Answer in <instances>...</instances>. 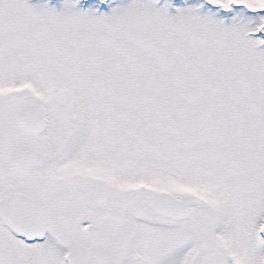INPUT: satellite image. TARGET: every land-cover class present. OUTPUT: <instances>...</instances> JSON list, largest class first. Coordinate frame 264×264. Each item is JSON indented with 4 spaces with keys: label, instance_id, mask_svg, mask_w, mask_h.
Here are the masks:
<instances>
[{
    "label": "snow or ice",
    "instance_id": "6c2138e0",
    "mask_svg": "<svg viewBox=\"0 0 264 264\" xmlns=\"http://www.w3.org/2000/svg\"><path fill=\"white\" fill-rule=\"evenodd\" d=\"M0 264H264V0H0Z\"/></svg>",
    "mask_w": 264,
    "mask_h": 264
}]
</instances>
